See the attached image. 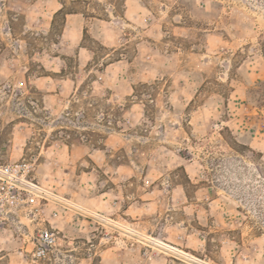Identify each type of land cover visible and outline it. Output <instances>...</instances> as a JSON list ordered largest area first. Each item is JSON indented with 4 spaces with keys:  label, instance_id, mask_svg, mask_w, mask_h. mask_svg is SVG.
<instances>
[{
    "label": "rangeland",
    "instance_id": "obj_1",
    "mask_svg": "<svg viewBox=\"0 0 264 264\" xmlns=\"http://www.w3.org/2000/svg\"><path fill=\"white\" fill-rule=\"evenodd\" d=\"M13 163L0 264H264V0H0Z\"/></svg>",
    "mask_w": 264,
    "mask_h": 264
},
{
    "label": "built area",
    "instance_id": "obj_2",
    "mask_svg": "<svg viewBox=\"0 0 264 264\" xmlns=\"http://www.w3.org/2000/svg\"><path fill=\"white\" fill-rule=\"evenodd\" d=\"M25 167L23 163L0 164V201L9 203L24 202L32 204L36 196H40L39 189L25 180ZM24 185H30L31 189H25ZM35 189V190H33ZM25 192V198H21V192ZM55 238L52 233L46 231L40 233L37 241V250L43 253L46 247L54 244Z\"/></svg>",
    "mask_w": 264,
    "mask_h": 264
},
{
    "label": "bare ground",
    "instance_id": "obj_3",
    "mask_svg": "<svg viewBox=\"0 0 264 264\" xmlns=\"http://www.w3.org/2000/svg\"><path fill=\"white\" fill-rule=\"evenodd\" d=\"M167 246V245H166ZM169 247V246H168ZM171 248V247H170Z\"/></svg>",
    "mask_w": 264,
    "mask_h": 264
}]
</instances>
